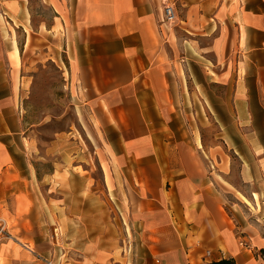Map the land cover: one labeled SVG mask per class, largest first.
Here are the masks:
<instances>
[{
  "label": "crops",
  "instance_id": "1",
  "mask_svg": "<svg viewBox=\"0 0 264 264\" xmlns=\"http://www.w3.org/2000/svg\"><path fill=\"white\" fill-rule=\"evenodd\" d=\"M162 4L76 1L70 74L75 87L91 95L87 100L98 110L96 117H105L118 137L117 150L106 154L118 162L111 169L109 190H130L126 199L118 196L113 202L117 207L120 202L121 209L126 202L130 233L137 239L132 256L110 247L98 263L264 264V0H198L190 8L196 19L190 21L188 15L182 21L187 38L196 32L197 39H211L212 55L202 56L209 64L204 68L212 82L230 84L233 124L239 131L226 140L243 141L247 147L239 152L233 146L238 171L233 172L229 158L228 173L213 175L198 150L188 152L198 160L185 163L187 151L169 148L174 82L180 77L177 61L167 51L176 36L163 23ZM53 10L57 12L54 6ZM29 21L28 0H0V205L12 198L15 207V197L22 194L32 208L36 172L31 166L18 168L8 145L22 120L17 116V95L23 57L13 34L20 28L25 32ZM198 49L206 54L205 48ZM21 139L27 141L22 135ZM59 202L53 208L54 219L62 213L68 224L75 222L64 199ZM24 218L35 224L29 214ZM86 249L85 245L78 263L96 264ZM5 250L1 245L0 257Z\"/></svg>",
  "mask_w": 264,
  "mask_h": 264
},
{
  "label": "rangeland",
  "instance_id": "2",
  "mask_svg": "<svg viewBox=\"0 0 264 264\" xmlns=\"http://www.w3.org/2000/svg\"><path fill=\"white\" fill-rule=\"evenodd\" d=\"M76 1L28 0L27 31L20 28L13 34L23 57L17 95V116L22 120L8 145L15 151L18 168L31 166L38 183L32 208L22 194L15 197V207L12 198L0 205V219L6 221L10 234L0 242L6 248L0 264L6 260L8 264H80L78 259L85 245L86 256L100 264L98 258L106 256V248H121L130 257L137 245L130 233L126 202L122 209L120 202L119 207L113 202L118 196L126 199L130 190H109L113 187L111 169L118 162L106 154L117 150L118 137L105 117H96L98 110L87 100L91 95L75 87L77 82L70 74L73 65L68 56L76 49V34L70 28L77 22ZM197 1L162 0V11L167 5L175 11V18L167 26L176 37L167 51L177 61L175 68L180 77L174 82L177 94L173 125L170 131L165 128L173 135L169 148L187 151L185 163L198 160L188 154L198 150L211 175L214 171L228 173L231 158L235 172L238 160L233 146L239 152L247 147L243 141L226 140L230 134L239 133L233 124L230 84L212 82L211 73L204 68L209 64L202 56L212 55L208 52L211 39H197L196 32L189 39L183 35L187 16L190 21L196 19V11L190 8ZM57 23L61 24L59 29ZM11 26L9 22L10 30ZM200 47L205 48L206 54ZM115 176L119 178L118 174ZM226 182L223 184L228 187ZM62 199L75 214L71 217L75 222L68 224V217L62 213L60 219H54L53 208ZM121 211L126 212L123 217ZM26 214L35 224L24 218Z\"/></svg>",
  "mask_w": 264,
  "mask_h": 264
},
{
  "label": "built area",
  "instance_id": "3",
  "mask_svg": "<svg viewBox=\"0 0 264 264\" xmlns=\"http://www.w3.org/2000/svg\"><path fill=\"white\" fill-rule=\"evenodd\" d=\"M175 18V11L174 8L171 5H167L163 8V23H171L173 19ZM10 236L7 227H6V221L3 219H0V242L3 239H6Z\"/></svg>",
  "mask_w": 264,
  "mask_h": 264
},
{
  "label": "trees",
  "instance_id": "4",
  "mask_svg": "<svg viewBox=\"0 0 264 264\" xmlns=\"http://www.w3.org/2000/svg\"><path fill=\"white\" fill-rule=\"evenodd\" d=\"M211 264H234L232 260H221L219 262H213Z\"/></svg>",
  "mask_w": 264,
  "mask_h": 264
},
{
  "label": "bare ground",
  "instance_id": "5",
  "mask_svg": "<svg viewBox=\"0 0 264 264\" xmlns=\"http://www.w3.org/2000/svg\"><path fill=\"white\" fill-rule=\"evenodd\" d=\"M58 25H59V24H58ZM26 31H27V28H26ZM13 43H14V42H13ZM12 45L14 46V49H15V44H12ZM16 47H17V46H16ZM67 73H68V71H67ZM124 221H125V219H124ZM126 224H127V223H126ZM125 226H126V225H125ZM128 227H129V226H128ZM128 227H127V230L129 231V228H128ZM127 230H126V231H127ZM20 244H21V243H20ZM28 248H29V247H28ZM28 248H27V249H28ZM28 251H31V250L28 249ZM32 252H33V251H32Z\"/></svg>",
  "mask_w": 264,
  "mask_h": 264
}]
</instances>
